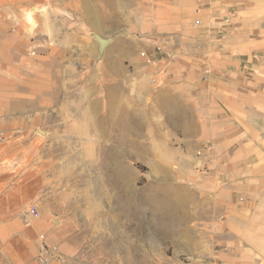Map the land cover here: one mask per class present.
<instances>
[{
	"label": "crops",
	"instance_id": "obj_1",
	"mask_svg": "<svg viewBox=\"0 0 264 264\" xmlns=\"http://www.w3.org/2000/svg\"><path fill=\"white\" fill-rule=\"evenodd\" d=\"M38 1L15 0L14 11L22 15ZM117 7L110 16H127L125 34L112 38L125 44L123 63L139 59L127 46L134 32L152 33L148 49L161 45L173 56L153 49L143 55L160 70L152 85L167 86L140 92L139 105L149 127L161 129V157L183 161L164 182L173 205L160 206L167 213L163 229L188 241L181 255L195 258L192 264H264V0H132ZM0 32L5 74L7 65L24 62L17 44L27 35L7 26ZM162 69L171 72L166 81ZM54 106L0 103V264H40L43 242L55 255L47 264H93L85 256L97 238L85 233L97 222L47 209L51 201L68 203L56 177L67 163H51L43 144L97 143V137L51 135L55 116L43 120L38 113L56 111L67 124L70 111L80 113L77 124L86 119V105ZM32 207L38 216L28 214Z\"/></svg>",
	"mask_w": 264,
	"mask_h": 264
},
{
	"label": "rangeland",
	"instance_id": "obj_2",
	"mask_svg": "<svg viewBox=\"0 0 264 264\" xmlns=\"http://www.w3.org/2000/svg\"><path fill=\"white\" fill-rule=\"evenodd\" d=\"M131 1L39 0L19 15L14 11L15 0H0V30L7 26L12 32L27 35L17 44L22 47L24 62L7 65L5 74L0 71V103L32 102L42 109L46 105L69 104L75 109L86 105L85 125L77 124V111L69 112V124L61 122V113L56 111L38 113L43 120L46 115L55 116L48 128L51 135L97 137V143L43 144L51 163H67L57 169L62 174L56 177L62 180L68 203L63 206L62 202L60 207L57 200L51 201L49 212L84 214L87 221L97 222L87 225L85 234L97 241L87 249L86 259L93 264H192L195 258L181 255L188 241H176L173 232L163 229L167 213L160 208L170 202L173 205L172 193L165 191L168 185L164 182L172 180L173 175L168 174L183 161L161 157V129L149 127L139 106L140 92L167 86L152 85L151 76L160 70L148 67L143 55L153 49L166 59L173 56L161 45L148 49L152 33L134 32L133 44L127 46L139 57L137 62L120 60L126 49L121 40L113 42L104 58L98 59L94 33L114 39L123 36L127 16H110V8L117 12V5ZM1 34L0 47L4 42ZM160 73L164 81L171 75L165 69ZM27 80L32 81L31 91ZM35 85L37 91H33ZM44 129L38 134L44 136ZM23 146L28 153L29 143Z\"/></svg>",
	"mask_w": 264,
	"mask_h": 264
},
{
	"label": "built area",
	"instance_id": "obj_3",
	"mask_svg": "<svg viewBox=\"0 0 264 264\" xmlns=\"http://www.w3.org/2000/svg\"><path fill=\"white\" fill-rule=\"evenodd\" d=\"M158 50H161V48H158ZM240 201H243V198H241ZM28 214L32 216H38L37 209L34 207L30 208ZM41 238L44 239L43 236ZM54 257L55 255L51 254V249L46 245L45 242H43L39 247L38 261L40 262V264H47L50 261V258Z\"/></svg>",
	"mask_w": 264,
	"mask_h": 264
},
{
	"label": "water",
	"instance_id": "obj_4",
	"mask_svg": "<svg viewBox=\"0 0 264 264\" xmlns=\"http://www.w3.org/2000/svg\"><path fill=\"white\" fill-rule=\"evenodd\" d=\"M94 37L98 43V59L102 60L105 56L107 49L113 43V39L109 37H103L98 33H94Z\"/></svg>",
	"mask_w": 264,
	"mask_h": 264
}]
</instances>
